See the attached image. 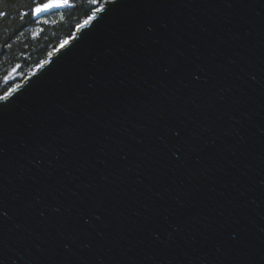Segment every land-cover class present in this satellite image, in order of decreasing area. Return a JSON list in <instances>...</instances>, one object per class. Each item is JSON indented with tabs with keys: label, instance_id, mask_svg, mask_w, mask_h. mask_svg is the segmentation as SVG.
<instances>
[{
	"label": "water",
	"instance_id": "1",
	"mask_svg": "<svg viewBox=\"0 0 264 264\" xmlns=\"http://www.w3.org/2000/svg\"><path fill=\"white\" fill-rule=\"evenodd\" d=\"M90 17L0 100V264H264V0Z\"/></svg>",
	"mask_w": 264,
	"mask_h": 264
},
{
	"label": "trees",
	"instance_id": "2",
	"mask_svg": "<svg viewBox=\"0 0 264 264\" xmlns=\"http://www.w3.org/2000/svg\"><path fill=\"white\" fill-rule=\"evenodd\" d=\"M47 0H0V96L18 85L106 0H70L40 18L33 8Z\"/></svg>",
	"mask_w": 264,
	"mask_h": 264
},
{
	"label": "snow or ice",
	"instance_id": "3",
	"mask_svg": "<svg viewBox=\"0 0 264 264\" xmlns=\"http://www.w3.org/2000/svg\"><path fill=\"white\" fill-rule=\"evenodd\" d=\"M67 2L68 0H48V3H45L43 5H37L32 11L33 13L38 14L53 7H61ZM89 19H91V17H89ZM85 23H87V21H85ZM2 99H4V97L0 96V100Z\"/></svg>",
	"mask_w": 264,
	"mask_h": 264
}]
</instances>
